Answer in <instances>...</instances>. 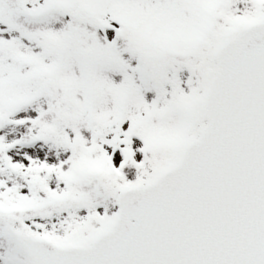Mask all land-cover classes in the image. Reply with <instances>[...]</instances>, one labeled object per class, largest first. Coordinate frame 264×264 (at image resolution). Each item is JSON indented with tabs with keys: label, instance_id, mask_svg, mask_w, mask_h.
<instances>
[{
	"label": "snow or ice",
	"instance_id": "1",
	"mask_svg": "<svg viewBox=\"0 0 264 264\" xmlns=\"http://www.w3.org/2000/svg\"><path fill=\"white\" fill-rule=\"evenodd\" d=\"M0 264H264V0H0Z\"/></svg>",
	"mask_w": 264,
	"mask_h": 264
}]
</instances>
